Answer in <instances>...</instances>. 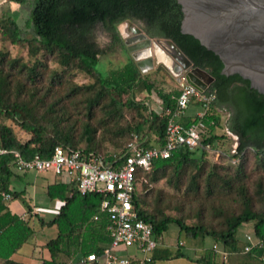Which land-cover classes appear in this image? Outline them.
<instances>
[{"label":"trees","instance_id":"16d2710c","mask_svg":"<svg viewBox=\"0 0 264 264\" xmlns=\"http://www.w3.org/2000/svg\"><path fill=\"white\" fill-rule=\"evenodd\" d=\"M12 2L30 6L29 23L32 24L33 33L30 38L21 36L17 14L9 5ZM182 16L181 6L176 0H5L0 6V118L4 116L10 119L22 131L30 134V138L21 142L12 127L0 124V148L17 150L22 158L30 159L36 154L49 157L53 149L60 146L78 150L86 156L99 155L111 162L112 154L121 152L129 141L119 150L101 152L96 149L94 130L89 126L84 128L79 138L72 134L71 129L56 126L49 136L42 118L35 115L34 108L28 102L19 100V84L14 92L11 82L14 72L25 73L27 79L33 82L38 75L37 68L42 66L38 56L48 53L54 56L63 72L75 70L91 80L89 84L70 87L67 94L68 97L77 94L84 96L82 105L88 110L89 117L95 108H102L109 120L121 117L124 108L134 109L138 113L147 110L144 102L134 99L133 91L137 88L150 92L153 85L142 77L132 59L107 75H102L96 68L99 57L104 54L96 41V26L100 25L114 44L121 41L117 29L120 23H140L147 36L173 41L193 66L205 70L214 78L210 88L215 91V100L204 122L210 130L219 128L222 125L220 112L226 111V128L237 137L238 144L235 153L229 156L237 161L232 179L228 178L227 167L220 163H215L212 169L205 166L206 158L209 154H215L214 150L219 149V158L226 153L220 149L228 139L225 133H211L204 139L203 142L210 145V151L179 148L169 158L155 160L148 172L139 173L136 177L132 203L138 218L151 224L156 239L170 225H175L179 233L184 232L187 237H208L220 241L231 255L245 257L238 264H262L260 257L264 248L241 254L242 245L238 244L237 232L244 224L251 222L257 235L264 234V185L262 182L256 185L254 197L248 194L244 185V163L249 157L252 156L257 166L264 169V95L252 89L249 82L239 75L222 74L223 65L219 57L192 35L181 32ZM10 47L23 52L28 61L23 62L21 56L13 57ZM55 81L61 83L58 73L53 74L51 84ZM124 95L126 99L122 102ZM176 95L177 90L168 93L157 91L164 108H173L175 102L172 96ZM56 105L58 103H51L47 110L53 111ZM139 114L140 122L118 128L115 135L124 137L135 133L144 141L147 135L153 134L157 143L162 144L167 122L165 114L156 111H150L146 116ZM194 120V115L187 113L181 122L189 125ZM144 125H148L147 132L141 134ZM83 142L84 146L81 145ZM142 145L149 147L151 143L146 139ZM12 159V155L0 156V189L9 192L12 199H17L22 191L9 188L13 174L10 166ZM224 168L226 170L222 173ZM168 176L169 181L176 179V186L179 180L189 177V189L195 191L200 188V181L204 180V190L208 196L218 190L224 195H232L239 208L226 215L220 229L203 224L189 226L182 219L168 216L158 208L148 211V203L144 199L148 193L147 187ZM137 187L144 192L140 193ZM46 195L62 205L50 220L38 219L41 226L57 228L56 237L44 245L49 259L42 260V264H75L89 254L100 255L110 243L108 214L100 211L101 195H81L74 184L63 182L47 185ZM8 203L0 199V264H22L11 257L27 243L34 231L28 219L9 210ZM26 213L31 214L30 206ZM176 256L184 255L177 253ZM216 256L210 247L204 249L201 258L195 259V262L223 264L215 262Z\"/></svg>","mask_w":264,"mask_h":264},{"label":"rangeland","instance_id":"374dc122","mask_svg":"<svg viewBox=\"0 0 264 264\" xmlns=\"http://www.w3.org/2000/svg\"><path fill=\"white\" fill-rule=\"evenodd\" d=\"M5 0H0V6ZM10 8L14 11L16 15V21L19 25L21 36L25 38H30L32 33V24L29 23L30 17V6L28 4L18 5L16 3H9ZM130 27L141 28V24L137 22H131ZM128 26L127 22L124 21L117 26L121 41L118 43L112 42L110 35L105 32L100 25L95 28L96 41L99 47L104 51L99 57L97 63V70L102 75H107L111 71L122 68L132 59L131 53L126 50V45L124 40L128 37L130 29L128 26L127 31H124V27ZM10 54L14 56H21L22 61H28V58L23 52H18L14 48H9ZM38 60L42 63V66L37 68V77L33 82L29 81L25 73L14 72L13 80L11 82L12 89L16 92L18 89V84L21 89L19 94V100H24L28 102L31 107L34 108L35 115L42 118L44 126L46 128V134L52 135L53 129L57 128L71 129L72 134L79 138L86 126H89L94 130V137L97 142L96 149L101 152L116 151L124 146V144L133 139L135 133L131 135H125L124 137H118L115 135V131L120 127H126L128 123L140 122L142 119L140 114L143 116L148 115L150 111H156L157 113H162L163 106L161 100L157 96V91H162L168 93L177 90L176 78L172 75L170 70H168L162 63L155 62L152 70L141 74L142 77L153 85L150 92L146 90L134 89L133 95L136 101L144 102L147 110L138 111L134 109L124 108L122 110L121 117L117 116L111 120L107 119L106 114L103 113L102 108H95L92 111L91 117H89L88 110H85L82 105L84 96L77 94L73 97H68L70 87L84 85L91 83V80L87 76L78 73L75 70H68L63 72V69L59 67L56 63L54 56L48 53H42L38 56ZM133 61V60H132ZM54 73L60 75L61 83L51 84L52 77ZM33 93V95H31ZM14 99V97L12 98ZM122 102L125 101L126 96H122ZM15 100V99H14ZM107 101V100H106ZM58 103L53 109V111H48V107L51 103ZM200 108L196 105H192L188 108L186 113L194 114ZM221 127L210 130L205 129V134L210 135L211 133L223 134L228 136V139L221 145L220 149L226 151L224 155L219 158L220 153L209 154L206 158V168L212 169L215 163H220L224 168L222 173L226 170L228 178L232 179L236 171V159H231L229 156L235 153V148L237 145L236 137L229 133L226 128V120L228 118V113L226 111H221ZM119 115V114H118ZM0 124H5L12 127L17 138L24 142L30 138V134L22 131L18 125H16L10 119L2 116L0 118ZM148 125H144L141 134L147 132ZM145 140H149L151 144H156L155 136L153 134L147 135ZM84 146V142L81 143ZM219 152V149L217 150ZM244 173L245 180L244 185L248 191V194L254 197V191L256 185L262 182L264 185V169L258 167L255 163L254 158L249 157L244 163ZM167 179H162L157 183L150 184L147 187L148 193L145 196V200L148 203V211H153L159 209L164 212V214L180 218L189 226L203 224L209 228L220 229L226 215L231 214L233 211H237L239 205L234 203L232 200V195H224V193L215 191L212 195L208 196L204 190V180L200 181V188L195 191L194 189H189L188 178L179 180L176 186V179L173 181ZM61 178L55 176L54 174L42 173L35 174L34 172H28L22 174L19 180H13L11 177L10 184L11 189L15 191H22V194L17 199H12L8 203L9 210L12 213L21 215L27 211L28 206L32 202L38 208L34 216L31 214L28 218L30 226L33 228L32 237L25 243L20 250L19 254L12 256L13 260L16 261H27L30 264L33 261H28L26 256H31L34 252L36 258L40 255L38 251L44 246L48 240L56 237L57 228L55 226L47 227L41 226L38 219L41 218L44 221L50 220L55 213L56 200H51L48 198L45 192V188L48 184L60 182ZM179 186V188H178ZM235 189V188H234ZM140 193V187H137ZM157 200H159L157 202ZM252 228V223H247L241 229L238 230V244L242 245L243 235L246 231H250ZM157 241L160 244L166 246V248L172 254L181 251L187 254H191V248L195 251L197 248H202L201 254L204 249H209L214 243H221L220 241H214L212 238L202 239L200 237L192 238L187 237L184 232L179 233V230L175 225H170L168 230L164 232ZM182 243L183 246H179L178 243ZM122 255H127L130 249L120 247L114 249ZM47 251L44 250V255ZM233 259L237 262L243 261L244 256L241 255H231ZM34 264V263H33Z\"/></svg>","mask_w":264,"mask_h":264},{"label":"built area","instance_id":"2783aa9c","mask_svg":"<svg viewBox=\"0 0 264 264\" xmlns=\"http://www.w3.org/2000/svg\"><path fill=\"white\" fill-rule=\"evenodd\" d=\"M210 87L211 85L199 91L181 78L177 82L178 95L172 96L175 102L173 108L163 107L162 110L167 117L163 143L145 147L142 145L145 140L134 135L121 152L112 154L111 162L99 155L86 156L78 150L60 146L55 147L49 157L43 158L36 154L30 159L22 158L17 150L0 148V156L12 155L10 166L14 173L50 172L61 178L60 182L74 184L81 195H101L100 211L108 214L110 243L100 255L89 254L75 264H148L152 261L159 242L153 235L151 224L139 219L133 208L136 177L139 173L148 172L155 160L169 158L176 149L211 150L210 145L203 142L208 137L204 136L207 128L204 119L215 100V91ZM192 105L200 109L193 114L195 120L184 125L181 120L187 116L186 111ZM213 152L219 153L217 150ZM0 199L9 202L12 195L0 189ZM58 209L59 207L55 208V213ZM33 211L38 209L34 208ZM27 214L24 213L21 218H25ZM120 247L133 249V255H122L114 251ZM211 248L224 262L231 255L222 243H214ZM262 248L264 234L257 235L252 224L251 230L243 235L241 254ZM260 261L264 264V253Z\"/></svg>","mask_w":264,"mask_h":264},{"label":"water","instance_id":"95a60500","mask_svg":"<svg viewBox=\"0 0 264 264\" xmlns=\"http://www.w3.org/2000/svg\"><path fill=\"white\" fill-rule=\"evenodd\" d=\"M181 6V32L192 35L222 62L221 73L237 74L252 89L264 95V0H176ZM124 40L141 74L162 63L176 81L183 78L199 91L214 78L193 66L177 45L169 39L151 38L142 29L130 27ZM159 49L170 65L158 60Z\"/></svg>","mask_w":264,"mask_h":264},{"label":"crops","instance_id":"0c3cea01","mask_svg":"<svg viewBox=\"0 0 264 264\" xmlns=\"http://www.w3.org/2000/svg\"><path fill=\"white\" fill-rule=\"evenodd\" d=\"M124 31H127L128 29V26H125L124 27ZM128 32V31H127ZM163 106V104H162ZM189 114V113H188ZM190 115V114H189ZM22 174H17V173H14L12 174V178L13 180H19L20 177H21ZM11 180V178H10ZM52 184V183H51ZM49 185V184H48ZM11 184L9 185V188L11 189ZM47 187V186H46ZM12 190V189H11ZM45 192H46V188H45ZM56 207H60L62 205V203L58 200H56ZM30 208H31V214L34 215L36 214V212L33 211L34 208H37V206L35 205L34 202L31 203L30 205ZM38 209V208H37ZM26 213V212H25ZM24 214V213H23ZM21 214V215H23ZM30 214V215H31ZM18 215V214H17ZM19 215V216H21ZM29 214H27V216L29 217L30 216ZM26 216V217H27ZM26 219V218H24ZM28 219V218H27ZM181 243V242H180ZM180 243H178L179 246H183V244L180 245ZM45 245V243H44ZM21 250V248H20ZM20 250L15 253V254H19V255H22L20 253ZM44 250L47 251V249L43 246L42 248H40L38 251L39 252V256L36 258V256L34 255V252L31 254V256H26V259L29 261H33L34 264H42V260L44 259H49V252L47 251L46 255H44ZM201 251H202V248H197L196 251L194 248H191V254H187L185 252H181V251H177L175 253H171L169 252V250L166 248V246H164L163 244H160L154 251L153 253V258H152V261L148 264H202V263H197L195 262V259H199L201 258ZM177 253H182L184 256L182 257H177ZM13 254V255H15ZM12 255V256H13ZM133 255V249H130V251L128 252V256H131ZM12 259V257H11ZM13 260V259H12ZM215 262H218V263H223V264H238V262L232 258L231 255H229L228 257V260L227 261H223L218 255L215 257ZM15 262H18V263H22V264H30L29 262L27 261H16V260H13ZM1 263V262H0ZM31 263V264H33ZM70 263V262H69ZM68 263V264H69Z\"/></svg>","mask_w":264,"mask_h":264},{"label":"bare ground","instance_id":"6f19581e","mask_svg":"<svg viewBox=\"0 0 264 264\" xmlns=\"http://www.w3.org/2000/svg\"><path fill=\"white\" fill-rule=\"evenodd\" d=\"M129 30V29H128ZM156 56L158 58L159 61L167 64V65H170V61L168 60V58L161 52V50L157 49L156 50Z\"/></svg>","mask_w":264,"mask_h":264},{"label":"flooded vegetation","instance_id":"af4514ba","mask_svg":"<svg viewBox=\"0 0 264 264\" xmlns=\"http://www.w3.org/2000/svg\"><path fill=\"white\" fill-rule=\"evenodd\" d=\"M126 50H127V47H126Z\"/></svg>","mask_w":264,"mask_h":264}]
</instances>
